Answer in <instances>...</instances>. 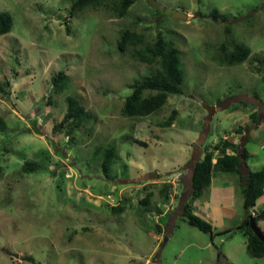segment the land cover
<instances>
[{
	"label": "rangeland",
	"instance_id": "obj_1",
	"mask_svg": "<svg viewBox=\"0 0 264 264\" xmlns=\"http://www.w3.org/2000/svg\"><path fill=\"white\" fill-rule=\"evenodd\" d=\"M71 1L0 0V12L14 18L12 31L0 35V85L11 82L9 93H0V264H32L24 256L38 264H264L249 256L246 238L235 231L247 216L239 176L217 174L194 204V213L215 231L233 232L211 236L182 217L195 164L210 145L235 139L251 154L243 175L264 170V82L253 69L254 57L264 58V0H155L161 8L137 0L122 19L104 8L71 18ZM215 10L226 21H215ZM178 12L188 20L176 19ZM126 27L151 42L162 32L180 51L185 70L183 95H171L147 118L121 114L130 85L151 69L120 52ZM226 43L248 46L251 59L221 65L216 58ZM60 71L70 82L50 99L52 77ZM68 96L81 98L94 116L76 134V144L52 134ZM174 110V125L160 128ZM254 111L258 124L251 122ZM111 145L119 158L116 178L107 180L93 155ZM32 161L42 169L25 173ZM165 183L173 185L166 205L160 196ZM146 189L162 215L138 208ZM124 205L121 215L112 214V207ZM261 210L264 195L255 207ZM258 225L264 232V221Z\"/></svg>",
	"mask_w": 264,
	"mask_h": 264
},
{
	"label": "trees",
	"instance_id": "obj_2",
	"mask_svg": "<svg viewBox=\"0 0 264 264\" xmlns=\"http://www.w3.org/2000/svg\"><path fill=\"white\" fill-rule=\"evenodd\" d=\"M137 0H72L70 17H77L88 9L104 8L116 18L122 19L128 16L131 7ZM211 17L215 21L224 20L227 17L222 15L218 10L212 12ZM66 32L71 34L69 26L70 20L66 22ZM158 25V24H157ZM159 26V25H158ZM14 27V18L8 12H0V35H6L12 31ZM232 47V48H231ZM118 48L121 53L128 56L130 59L147 64L151 67L148 73L136 80L130 85L132 93L124 102L121 114L127 118H147L153 114L160 112L169 102L171 95H183V84L185 82V70L183 68L180 51L172 40H168L162 32L156 35V38L151 42L148 41L144 33H139L135 28L126 27L120 31L118 39ZM231 48V50H230ZM222 56L216 58L221 65L234 66L244 64L252 57V50L243 44L230 45L223 44L220 47ZM253 69L261 76L264 82V58L262 56H255ZM153 67V68H152ZM70 76L65 71H60L52 77V90L49 94L50 99L56 95L64 92ZM11 82L6 81L0 85V93L8 94L7 88ZM51 104V103H50ZM84 101L78 97L68 96L65 99L67 107L66 112L59 122H56L52 129V134L60 138L65 136L69 138L72 144H76V134L84 127L86 122L94 118V116L83 105ZM179 112L174 110L172 115L165 121L159 124L160 128H171L177 121ZM251 122L258 124L260 122L259 113H251ZM37 123V122H36ZM245 125L237 129V134H243ZM40 135L46 136L48 134L39 132ZM50 137H48L49 139ZM132 139V137H130ZM142 145L146 143L134 139ZM235 139L223 138L220 142L210 145L205 149L203 157L196 162L192 173V194L190 202L186 203L183 208V219L193 228L200 232L210 234L211 236H218L233 232V230L215 231L214 227L197 216L194 211V204L201 200L206 194L207 190L212 186L214 176L217 174H234L239 176L242 185V196L244 198V208L247 216L242 223L235 229L239 231L246 238L247 252L250 257L260 259L264 258V243L256 236L251 228L250 217L254 214L257 223L264 221V210L255 211L257 201L264 195V170L250 171L243 175V166L247 167L248 160L251 157L249 151L240 144L235 143ZM42 155H45L43 150ZM39 155L40 158L42 157ZM119 152L115 145L108 148H99L93 155L95 162H100L101 171L107 180H113L116 175H113V168L118 161ZM46 159L45 156L42 158ZM92 160V161H93ZM41 162H27L23 171L25 173L37 172L42 169ZM3 172V167L0 166V174ZM173 185L165 183L160 190L161 201L164 205L171 202V191ZM148 190V189H146ZM155 194L148 190L146 197L140 201L142 214L155 211L159 215L163 214L161 208H154L153 198ZM126 202L129 208L134 209V205L130 199ZM137 208V207H136ZM135 208V209H136ZM126 210L124 206L112 207L111 212L114 215H121ZM140 210V209H139ZM158 234L162 233L160 225L155 226ZM23 260L32 264H38L32 256H24Z\"/></svg>",
	"mask_w": 264,
	"mask_h": 264
},
{
	"label": "water",
	"instance_id": "obj_3",
	"mask_svg": "<svg viewBox=\"0 0 264 264\" xmlns=\"http://www.w3.org/2000/svg\"><path fill=\"white\" fill-rule=\"evenodd\" d=\"M147 1H148L149 5L153 8H161L162 7V5L155 0H147ZM175 18L181 19V20H188V15L184 12H178L175 14ZM157 24L159 25V21H157ZM206 108L208 109V111H210V112L212 111L211 108H209V107H206ZM153 175H156L157 177H159V175L157 173H151L150 178H152ZM250 224H251V228L254 231V233L256 234V236L264 243V232L258 226V223H257L255 216L250 217ZM11 256L16 258V259H18L20 257V255H18V254H11Z\"/></svg>",
	"mask_w": 264,
	"mask_h": 264
},
{
	"label": "clouds",
	"instance_id": "obj_4",
	"mask_svg": "<svg viewBox=\"0 0 264 264\" xmlns=\"http://www.w3.org/2000/svg\"><path fill=\"white\" fill-rule=\"evenodd\" d=\"M235 143H236V141H235ZM252 216H255L254 214L252 215ZM256 217V216H255ZM259 226V225H258Z\"/></svg>",
	"mask_w": 264,
	"mask_h": 264
},
{
	"label": "crops",
	"instance_id": "obj_5",
	"mask_svg": "<svg viewBox=\"0 0 264 264\" xmlns=\"http://www.w3.org/2000/svg\"><path fill=\"white\" fill-rule=\"evenodd\" d=\"M207 215L209 216V214L207 213ZM208 218V217H207Z\"/></svg>",
	"mask_w": 264,
	"mask_h": 264
}]
</instances>
